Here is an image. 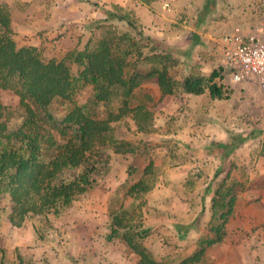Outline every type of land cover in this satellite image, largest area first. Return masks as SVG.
<instances>
[{"label":"rangeland","instance_id":"obj_1","mask_svg":"<svg viewBox=\"0 0 264 264\" xmlns=\"http://www.w3.org/2000/svg\"><path fill=\"white\" fill-rule=\"evenodd\" d=\"M152 7L157 33L166 31L165 41L176 45L169 69L176 82L187 76L186 52L194 63L207 57L210 65L202 68L207 74L219 69V41L225 34L239 28L264 35V0H152ZM222 83L231 91L226 100L210 99L207 93L186 96L180 89L159 98L155 79L142 81L140 91L154 101L152 131H137L129 119L116 123L114 131L117 137L141 141L136 144L140 150L97 164L86 190L68 206L29 217L22 227L9 224L7 203L0 201V264H136L124 242L106 238L112 215L121 210L128 212L124 224L149 229L141 243L156 260L175 264L206 232L210 194L205 191L228 171V182H242L244 188L237 192L221 241L206 250L199 264H264V87L251 81ZM90 94L85 88L77 100L88 101ZM0 105L10 112L9 128H17L23 118L18 98L0 90ZM64 108L55 103L50 111L59 120ZM96 111L104 113L103 108ZM42 129L44 147L63 144L64 136ZM45 152L50 154V148ZM146 167L150 172L143 175ZM83 172V167L66 171L61 179ZM140 180L146 191L136 198L128 195Z\"/></svg>","mask_w":264,"mask_h":264},{"label":"trees","instance_id":"obj_2","mask_svg":"<svg viewBox=\"0 0 264 264\" xmlns=\"http://www.w3.org/2000/svg\"><path fill=\"white\" fill-rule=\"evenodd\" d=\"M12 34L9 9L1 3L0 90L18 98L23 117L11 130L10 112L0 105V201L7 203L12 227H22L29 217L56 213L68 206L86 190L97 164L108 163L111 155H133L140 150L136 144L141 141L117 137L114 131L116 123L125 119L134 123L137 131H152L154 101L140 91L142 81L155 79L161 98L179 89L196 96L207 93L213 100H226L231 93L222 83L219 70L207 77L190 74L176 82L169 74L176 61L173 56L152 52L149 41L136 39L128 30L110 31L61 59L47 58L35 47L17 46ZM85 88H89L90 98L79 102L77 95ZM55 103L65 107L59 120L50 111ZM100 108L103 115L97 114ZM42 126L64 136L63 144L44 147ZM48 148L50 154L45 152ZM79 167L84 168L83 173L61 179L66 171ZM149 172L146 167L142 173ZM228 176L229 171L215 187H207L210 205L206 232L195 239L193 251L175 264H199L206 250L221 241L237 192L244 188L242 182L229 183ZM145 191L140 180L127 194L136 198ZM127 214L121 210L112 215L107 240L124 242L136 256V264H163L141 243L149 229L124 224Z\"/></svg>","mask_w":264,"mask_h":264},{"label":"crops","instance_id":"obj_3","mask_svg":"<svg viewBox=\"0 0 264 264\" xmlns=\"http://www.w3.org/2000/svg\"><path fill=\"white\" fill-rule=\"evenodd\" d=\"M1 3L9 9L12 38L17 46L35 47L47 58L61 59L71 51L80 50L85 45L98 41L110 31H132L136 39L149 41V47L156 53L167 52L173 55L176 47L172 40L165 41V35H168L166 31L157 33L154 28L152 1L0 0ZM156 34L161 36L160 42L155 40ZM182 57L183 65L188 68L187 75L201 71L198 74L207 77L211 73L206 74L202 70L205 64L210 65L206 56H201L197 63L190 60L189 52ZM156 90L155 93L160 98L159 88Z\"/></svg>","mask_w":264,"mask_h":264},{"label":"built area","instance_id":"obj_4","mask_svg":"<svg viewBox=\"0 0 264 264\" xmlns=\"http://www.w3.org/2000/svg\"><path fill=\"white\" fill-rule=\"evenodd\" d=\"M219 72L229 85L251 81L264 87V35L234 28L219 41ZM225 85V83H224Z\"/></svg>","mask_w":264,"mask_h":264}]
</instances>
